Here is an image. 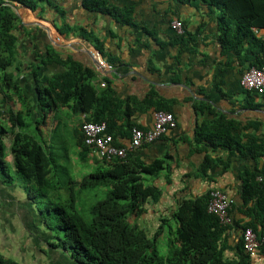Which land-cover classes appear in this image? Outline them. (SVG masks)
<instances>
[{"label":"crops","instance_id":"0c3cea01","mask_svg":"<svg viewBox=\"0 0 264 264\" xmlns=\"http://www.w3.org/2000/svg\"><path fill=\"white\" fill-rule=\"evenodd\" d=\"M107 2L118 8L120 14L130 11L132 24L120 21L119 15L113 17L85 9L82 0H54L56 7L44 4L36 9L20 4L18 17L23 25L38 28L32 42L43 53L50 46L63 57L71 56L93 69L92 82L96 88L113 89L115 98L120 101L112 128L116 142L125 143L132 126H152L154 107L145 108L142 104L149 94L169 106L176 118V127L154 142L127 153L130 158L144 163L163 161L158 174L143 175L144 183L155 186L159 194L145 201L144 211L133 216L132 222L144 228L149 236L164 223H171L170 229H174L177 221L173 213L180 199L219 189L231 200L232 221L224 227L221 236L227 245L224 256L234 259L242 225L256 220L247 213L248 208L254 207L255 199L244 204L241 197L243 177L247 169H264V156L253 157L241 151L246 149V135L263 137L264 107L248 105V101L259 102V98H252L243 91L239 83L241 66L236 55L221 53L217 11L182 0ZM173 19H179L184 31L194 35L183 47L176 45L179 34L170 25ZM63 22L72 27L67 34L58 29ZM256 34L264 35V28ZM17 49L21 62L15 82L35 97L34 82L24 61L35 56L29 37L20 34ZM95 52L111 65L110 69L100 67ZM62 69L52 62L40 70L51 74ZM126 103L130 106L128 117L123 112ZM64 113L70 117L68 110ZM220 122L233 123L229 127L233 140L229 146L214 148L206 139L211 130L200 131V134L199 130L213 128ZM213 139L216 143L220 137L216 135ZM90 155L92 158L87 163L91 168L96 157L92 152ZM206 155L212 162L202 172ZM257 178L264 182V175ZM259 228L260 233V225ZM48 233L26 190L18 183L0 180V254L19 264H72L65 251L48 245ZM249 264H264V252L251 257Z\"/></svg>","mask_w":264,"mask_h":264},{"label":"trees","instance_id":"16d2710c","mask_svg":"<svg viewBox=\"0 0 264 264\" xmlns=\"http://www.w3.org/2000/svg\"><path fill=\"white\" fill-rule=\"evenodd\" d=\"M13 1L31 9L44 4L55 5L54 0H0V180L8 184L21 182L28 198L35 202L41 224L49 232L48 245L65 251L72 264H249L250 257L243 250L241 237L235 246L236 257L228 259L224 256L227 245L221 233L225 226L206 210L209 190L198 197L178 201L173 213L177 226L169 230L166 252H158L157 238L162 227L149 236L132 219L144 211L145 201L158 196L159 190L145 184L143 175L158 174L163 161L144 163L130 158L128 154L109 161L96 157L91 147L84 144L80 127L84 121L104 120L107 131L114 136L112 128L120 101L110 87L96 88L92 82L95 73L89 66L71 56L59 55L50 46L43 53L32 42L38 28L21 23L10 5ZM182 1L194 6L203 4L211 11H217L220 32L217 40L221 53L232 52L236 55L241 66L240 75L251 66L261 65L264 35H257L255 30L264 28V0ZM82 5L85 9L113 17L119 15L120 21L132 24L130 11L120 14L119 9L107 0H82ZM58 29L62 34H67L72 27L63 22ZM183 32L176 35V45L180 47L194 39L193 34ZM20 34L29 37L34 48V59L25 58L24 61L34 82L35 97L21 89L14 79L20 71L21 59L17 49ZM52 62L61 65L62 71L41 73V67ZM109 62L114 63V60L109 59ZM243 91L252 98H259V102L251 100L248 105L264 107V93ZM142 104L145 108L152 106L154 110L170 111L169 106L157 102L152 93ZM126 106L123 112L128 117L130 106L128 103ZM65 110H68L70 117L64 113ZM47 124L50 125L48 130ZM231 126L232 122H220L213 128L202 127L199 134L200 131L211 130L206 139L212 147L229 146L233 140L229 134ZM67 131L72 133L78 160L87 163L92 158L90 152L96 157L90 171L80 180L65 175L70 186L59 184L57 163L53 165L56 156L45 145L48 136L55 141H66L64 137ZM6 135L9 137L8 146L3 140ZM216 135L220 140L215 143L213 138ZM246 137V149L241 151L242 154L264 156V135L259 138L256 135ZM7 155L11 156V162L6 160ZM65 157L70 159L67 150ZM211 162L206 155L202 172ZM262 175L264 169H247L241 190L244 204L255 199L254 207L248 208L247 213L256 219L243 224L242 229L250 227L256 234H259V225L264 227V182L257 178ZM75 183L79 189L97 185L109 187L106 197L89 208L93 216L88 221L75 206ZM66 186L70 188V194L64 198L60 188ZM260 251L264 252V248L261 247ZM0 264L19 263L0 254Z\"/></svg>","mask_w":264,"mask_h":264},{"label":"built area","instance_id":"2783aa9c","mask_svg":"<svg viewBox=\"0 0 264 264\" xmlns=\"http://www.w3.org/2000/svg\"><path fill=\"white\" fill-rule=\"evenodd\" d=\"M170 25L178 34L184 31L183 24L179 19L171 20ZM94 56L100 67L103 69L111 68L110 64L102 60L98 52H95ZM239 83L243 89L252 90L259 94L264 93V57L259 67L251 66L243 71ZM101 85L104 86L105 83L101 82ZM175 127L176 118L174 114L160 109L153 111L152 126L147 128L132 126L125 143L116 142L114 136L107 131V124L104 120L98 122L84 121L80 131L84 144L91 147L96 157L109 161L114 158L125 157L128 152L154 142ZM230 206L231 200L227 194L216 188L209 190L206 210L208 213L215 215L221 225L231 224ZM240 236L243 250L250 258L255 257L261 247L264 248V227L259 234H256L250 227L243 228Z\"/></svg>","mask_w":264,"mask_h":264},{"label":"rangeland","instance_id":"374dc122","mask_svg":"<svg viewBox=\"0 0 264 264\" xmlns=\"http://www.w3.org/2000/svg\"><path fill=\"white\" fill-rule=\"evenodd\" d=\"M12 3L14 5L18 4L16 6H17L18 11L20 12V9L22 8V6L16 1H13ZM43 101H44V98H43ZM18 106L19 104L17 103L16 108H18ZM73 117L76 118V116H73ZM49 124L46 125V130L49 129L51 125ZM68 130L70 131V129ZM49 137L50 136L46 138L47 141L45 142V145L50 151V153L56 156V158L53 161V165L57 163L56 169L58 170V175L60 176L58 179L59 184H62V185L63 183H65V185L68 184V181H67L68 179L66 178L67 176H65L66 174L72 175L75 180H80L81 177L85 173H88L90 171L91 168L89 167L87 163H82L80 160L77 159V155H76L77 149L74 145L72 133L67 131L64 137V140L66 141H62V140L55 141ZM3 140L6 143V146H8L9 145L8 135H6L3 138ZM65 150H67V153L70 157L69 160H67L65 157ZM6 158L8 162H11L10 155H7ZM15 183L16 184L18 183V185H21L20 184L21 182L19 181H16ZM67 186H70V184H68ZM67 186L66 188L65 187L60 188L61 195L64 198L68 197L70 194V188H68ZM73 186H74V191L76 193L75 194V206L77 210L82 214V216L88 221L93 216L89 208L94 203H96L98 200L104 199L106 197V191L108 190L109 187L103 186V185H97L91 188L90 187H80L81 189H79L77 183H75ZM21 187H22V190H25L22 185ZM39 205L40 207H42V204H39ZM170 227H173L171 223H164L162 225V230L159 234V237L157 238V248L160 254H164L166 252L167 240H168V237H170L168 235ZM155 231L153 233H155Z\"/></svg>","mask_w":264,"mask_h":264},{"label":"water","instance_id":"95a60500","mask_svg":"<svg viewBox=\"0 0 264 264\" xmlns=\"http://www.w3.org/2000/svg\"><path fill=\"white\" fill-rule=\"evenodd\" d=\"M20 4V3H19ZM10 5H11V7L15 10V12H16V14L18 15V16H20L19 15V11H18V9H17V7H16V5H14L13 3H10ZM22 5V4H21ZM24 6V5H23ZM37 25H40L39 23H36Z\"/></svg>","mask_w":264,"mask_h":264}]
</instances>
